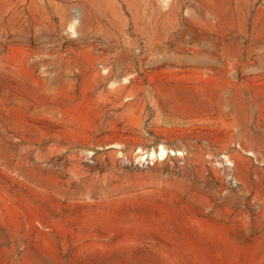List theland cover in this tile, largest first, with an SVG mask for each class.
<instances>
[{"label": "rangeland", "instance_id": "obj_1", "mask_svg": "<svg viewBox=\"0 0 264 264\" xmlns=\"http://www.w3.org/2000/svg\"><path fill=\"white\" fill-rule=\"evenodd\" d=\"M0 264H264V0H0Z\"/></svg>", "mask_w": 264, "mask_h": 264}]
</instances>
